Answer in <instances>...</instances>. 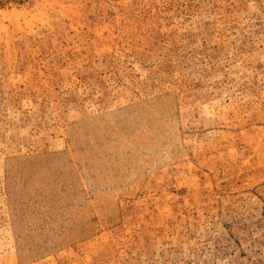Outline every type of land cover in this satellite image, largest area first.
Instances as JSON below:
<instances>
[{
    "label": "rangeland",
    "instance_id": "1",
    "mask_svg": "<svg viewBox=\"0 0 264 264\" xmlns=\"http://www.w3.org/2000/svg\"><path fill=\"white\" fill-rule=\"evenodd\" d=\"M0 264H264V0H0Z\"/></svg>",
    "mask_w": 264,
    "mask_h": 264
}]
</instances>
